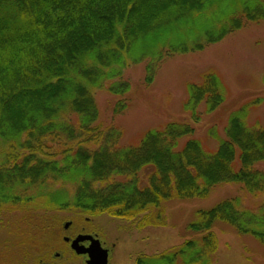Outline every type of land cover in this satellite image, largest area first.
<instances>
[{
  "label": "trees",
  "instance_id": "obj_1",
  "mask_svg": "<svg viewBox=\"0 0 264 264\" xmlns=\"http://www.w3.org/2000/svg\"><path fill=\"white\" fill-rule=\"evenodd\" d=\"M259 21L264 0H0V210L44 198L58 210L139 218L142 229L166 225L163 204L205 200L216 187L264 195V127L247 123L252 105L228 115L222 137L208 131L211 150L177 122L119 146L95 102L104 91L121 114L129 64L145 63L149 83L164 59ZM187 92L183 108L194 123L200 107L213 114L225 101L213 73ZM218 224L264 248V204L246 208L233 197L194 210L184 227L190 238L135 264H211Z\"/></svg>",
  "mask_w": 264,
  "mask_h": 264
},
{
  "label": "rangeland",
  "instance_id": "obj_2",
  "mask_svg": "<svg viewBox=\"0 0 264 264\" xmlns=\"http://www.w3.org/2000/svg\"><path fill=\"white\" fill-rule=\"evenodd\" d=\"M208 73L221 81L225 101L213 114H204L200 107V120L194 123L183 108L187 86L200 84ZM263 74L264 21H259L199 52L164 59L149 83L145 81V63L129 64L123 79L130 84V91L121 114L112 113L117 98L104 91L95 93L99 124L118 132L119 146H130L147 130L161 129L169 122L188 123L195 130L193 138L213 150L216 144L208 131L215 127L222 137L228 115L245 104L252 105L247 123L264 127ZM56 188H60L58 184ZM233 197H240L246 208L264 204V195L248 197L239 187L225 185L214 188L205 200L167 202L163 204L165 226L137 229L139 218L128 222L105 214L58 210L47 207L40 198L17 210H0V264H86L87 257L76 255L63 241V237L78 234L97 239L108 252V264H135L139 255L153 256L190 238L184 227L194 210ZM212 230L218 244L211 264H264V248L250 236L238 235L224 224Z\"/></svg>",
  "mask_w": 264,
  "mask_h": 264
},
{
  "label": "water",
  "instance_id": "obj_3",
  "mask_svg": "<svg viewBox=\"0 0 264 264\" xmlns=\"http://www.w3.org/2000/svg\"><path fill=\"white\" fill-rule=\"evenodd\" d=\"M69 223L65 224V228ZM68 239L64 238V242ZM88 245L84 246L83 243ZM70 249L76 254L86 256V264H108V252L103 249L97 239L91 235H78L70 243Z\"/></svg>",
  "mask_w": 264,
  "mask_h": 264
},
{
  "label": "flooded vegetation",
  "instance_id": "obj_4",
  "mask_svg": "<svg viewBox=\"0 0 264 264\" xmlns=\"http://www.w3.org/2000/svg\"><path fill=\"white\" fill-rule=\"evenodd\" d=\"M79 235V234H78ZM78 235H76V236H74L73 238H67V237H63V240H64V238H67L68 239V241L67 242H65L66 244H69V246H70V243H71V241L75 238V237H77ZM83 245L84 246H87L88 245V243L87 242H84L83 243Z\"/></svg>",
  "mask_w": 264,
  "mask_h": 264
}]
</instances>
